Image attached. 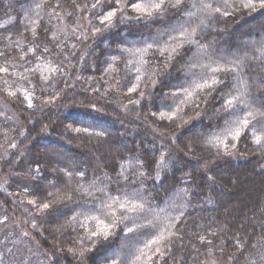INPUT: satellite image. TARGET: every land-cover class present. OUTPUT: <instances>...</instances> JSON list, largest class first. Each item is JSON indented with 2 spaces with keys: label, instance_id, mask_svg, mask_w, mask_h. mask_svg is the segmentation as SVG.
I'll return each mask as SVG.
<instances>
[{
  "label": "trees",
  "instance_id": "trees-1",
  "mask_svg": "<svg viewBox=\"0 0 264 264\" xmlns=\"http://www.w3.org/2000/svg\"><path fill=\"white\" fill-rule=\"evenodd\" d=\"M135 2L0 0V222L30 235L0 264H264V117L233 139L224 109L236 87L264 108V8L164 0L145 16ZM192 29L195 45L171 39ZM234 60L235 74L207 67ZM133 189L147 217L109 215ZM91 217L115 221L107 239Z\"/></svg>",
  "mask_w": 264,
  "mask_h": 264
},
{
  "label": "snow or ice",
  "instance_id": "snow-or-ice-1",
  "mask_svg": "<svg viewBox=\"0 0 264 264\" xmlns=\"http://www.w3.org/2000/svg\"><path fill=\"white\" fill-rule=\"evenodd\" d=\"M180 0H177L179 3ZM164 0H137V2L133 3L132 8L135 12L145 15L152 16L154 12H159L163 8ZM257 4L259 7L264 8V0H245L243 7L255 9ZM196 5L194 4L193 7ZM201 6L203 9L212 8L211 4L205 3L204 0H201ZM219 11V8L216 9ZM116 15V13L109 12L108 15L101 21V23H105L107 21H111L112 18ZM191 15V13H190ZM196 30L192 29L191 31H182L179 37L173 36L172 40L176 41L181 47L184 45H195L197 42L195 40ZM152 45H148V48H151ZM171 48L172 52L176 51V48L169 44L167 47L161 50V55L164 52H167L168 49ZM143 53L147 52V49L140 50ZM261 57H264V46L260 49ZM171 56V53H169ZM213 74L217 72H228V73H237L238 64L234 60L230 64L225 63L224 65L217 64L215 67L208 65ZM219 77L212 75L205 79L202 83L196 84V90L203 91L205 88H212L217 82ZM237 80H241L242 78L237 74ZM134 91V89H132ZM188 96H192L194 92H188ZM224 109L231 113L232 119L230 122L226 121L225 134L230 135L233 139L239 138L241 133L249 128V125L256 121L259 123L258 117H264V108H261L257 111L251 110V105L249 104L247 93L241 90L239 87H236L235 93L225 97L224 100ZM243 109L246 112V115L241 112ZM264 128V126H262ZM77 131H79L77 129ZM87 131V130H85ZM253 137L254 142L258 145L264 143V130L257 134L255 131V124H253ZM208 143H212L213 141H207ZM223 143V140L220 141ZM138 190L133 189V191L129 193H125L126 199L119 200L115 197H109L112 203H106L105 207L109 209V215L115 216V213L112 212V208L114 204H119V209L121 211V215L123 220H133L135 222L136 219L146 218L150 213L151 209L146 206V203L138 198ZM64 197H61L63 199ZM55 203V201L53 202ZM50 205L48 203L43 204L44 209H48ZM73 220L76 219L74 216ZM92 220L97 222L98 227L91 233L93 237L102 236L104 239H107L109 235L112 234V228L115 226V221L111 224H106L103 220H100L98 217H91ZM174 219V218H170ZM127 233H136L140 230L142 226L138 225L136 228L125 225ZM167 239L164 231L159 232L154 239L149 242H146L145 247L151 249L153 244H157L163 240ZM140 255H146L142 250ZM139 259V257H138ZM112 264H119V261L113 260Z\"/></svg>",
  "mask_w": 264,
  "mask_h": 264
},
{
  "label": "rangeland",
  "instance_id": "rangeland-1",
  "mask_svg": "<svg viewBox=\"0 0 264 264\" xmlns=\"http://www.w3.org/2000/svg\"><path fill=\"white\" fill-rule=\"evenodd\" d=\"M8 213L11 217L14 216V215H12L11 212L8 211ZM9 215H8V217H9ZM10 220H12V219L9 218L7 221L2 220V222H0V247H1V245L4 246L6 243H8L12 246L16 245L15 248L19 254L27 246L24 243V241H26L30 237V235H29V233L23 231L22 233L24 235L20 239H18V233L15 229L16 227L11 224L12 222ZM0 221H1V219H0ZM10 231L13 233V236L10 235L11 234Z\"/></svg>",
  "mask_w": 264,
  "mask_h": 264
}]
</instances>
